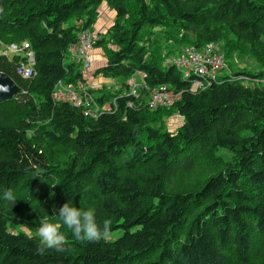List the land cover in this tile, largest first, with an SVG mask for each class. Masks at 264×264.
I'll return each mask as SVG.
<instances>
[{
  "label": "trees",
  "instance_id": "obj_1",
  "mask_svg": "<svg viewBox=\"0 0 264 264\" xmlns=\"http://www.w3.org/2000/svg\"><path fill=\"white\" fill-rule=\"evenodd\" d=\"M102 2L115 15L94 35ZM167 25L196 49L227 36L261 69L228 66L222 82L192 88L195 78L175 63L146 56L143 32ZM82 32L106 57L93 75L122 83L88 87L95 117L52 96L59 82H84L80 65L65 62ZM22 42L34 52L31 79L16 74L17 56H0V72L20 88L0 103V196L17 199H0V264H264V0H0V43ZM134 74L143 84L137 98ZM162 88L176 101L151 104L148 93ZM167 113L182 120L173 135L149 125ZM203 162L217 173L194 191L165 192ZM65 203L93 210L98 224L110 220L108 235L73 239L55 214ZM43 221L61 228L65 251L41 246Z\"/></svg>",
  "mask_w": 264,
  "mask_h": 264
},
{
  "label": "rangeland",
  "instance_id": "obj_2",
  "mask_svg": "<svg viewBox=\"0 0 264 264\" xmlns=\"http://www.w3.org/2000/svg\"><path fill=\"white\" fill-rule=\"evenodd\" d=\"M97 17L95 19L94 25L92 26V29L94 31L97 30H102L101 28L106 27L108 28L109 26L112 25L113 23V16L114 11H112V9H110L109 4H106L105 2H102L97 10ZM112 15V16H109ZM109 16V17H108ZM109 18V22L107 25H104L106 22V19ZM148 28V27H147ZM104 29V30H105ZM93 33V32H92ZM105 33V31H103L101 34L103 35ZM145 34L149 35V38L147 39V41L145 42L146 44L148 43L147 47H149L150 49L147 51L148 54L146 55L148 58L154 57V58H158L161 62H163V58L165 57V62H172V63H176L177 69L180 72L181 70V61H191L194 62L195 58H193L192 55H189V49L191 47V45L187 42V37L188 34L184 31H182L180 28L179 29H175L174 26H165L162 29H158V27H150L148 28L145 32H143ZM94 35H96L94 33ZM79 38V36H78ZM95 37L94 36H90V44H91V48H93L91 52L92 57L95 59L98 56H101V51L103 49H94V46L92 44V40H94ZM143 40V39H142ZM0 45L2 46L3 44L0 43ZM106 46H111V43L109 42ZM214 46H217L219 49L218 54L222 55L223 58L225 59V56L227 57V59L225 60L226 66L227 68L221 70L218 73V77L219 80L220 78L226 74L228 72V66H229V72L232 71H236V70H244V71H249L251 73L257 72L261 69V64L256 60V57L252 54V51L250 49H245V50H235V46H234V42L230 41L229 37H222L217 43H214ZM104 48V47H102ZM68 55V54H67ZM105 57V56H104ZM103 57V60L105 59ZM70 58L67 56L65 62L70 61ZM78 65H80V63H76ZM187 65L189 63H186ZM82 70V69H81ZM187 70L184 69V72H186ZM102 77H98L95 78V83L97 82V88L102 86V85H107V83H103L105 81H103ZM135 78V85L139 84V80L141 78V74H134L133 76L129 77V82H131L133 79ZM139 79V80H138ZM106 80V79H105ZM221 81V80H220ZM72 84H74L73 82H70ZM94 83V84H95ZM117 84H115V82L113 81L112 83H110L108 85V88L113 89V91H118V87L122 84L119 82H116ZM130 84V83H128ZM87 85H91L90 83H88ZM92 86V85H91ZM95 86V85H94ZM132 84H130V90H131V95H133V97L137 98L139 97V90L136 88L135 90L132 91ZM90 87V86H89ZM108 88H106V93H108ZM192 88H195V85L192 86ZM129 89V87H128ZM129 91V90H128ZM96 95L100 94V95H104V93L102 91H97L95 92ZM150 94V93H148ZM176 101V100H175ZM173 102L169 103L172 104ZM95 104L99 105L96 100H95ZM166 104V105H169ZM103 106H105V104H103ZM103 106H101L100 108H102ZM92 108H94L92 106ZM109 108V104L107 103V106H105V109ZM83 110V109H82ZM97 108L94 109V112H96ZM10 111V109H9ZM7 111V112H9ZM104 112H106V110H102ZM110 111V110H107ZM13 112V114L15 115V117L17 118L18 116L20 117L21 115V108L15 110V111H11ZM84 114L87 116L88 113L86 111H84ZM96 114H92V117H95ZM181 118L175 114V113H170V114H166L165 116H162L158 121L156 122H150L149 125L151 127H156L159 130H161L162 132H166L169 133L171 135H173L178 127L181 124ZM216 156L218 157V159L222 160V161H228L230 159V155L228 153H226L225 151H218ZM208 164L206 162H203L202 164L200 163L199 166H197L196 168H194L192 170V172L189 175H179L178 177H176L175 179L171 180L170 182H166L165 183V192L166 193H184V192H191L194 191L202 182V179L205 178L208 175H213L215 173H217L216 170H210L207 168ZM222 168L218 167V170L220 171ZM54 224V223H52ZM57 225V224H54ZM37 230V229H36ZM60 232L62 234L63 231H61L60 228ZM118 233H113L112 235L115 236ZM264 253V251L262 252ZM262 258H264V254L261 256Z\"/></svg>",
  "mask_w": 264,
  "mask_h": 264
},
{
  "label": "built area",
  "instance_id": "obj_3",
  "mask_svg": "<svg viewBox=\"0 0 264 264\" xmlns=\"http://www.w3.org/2000/svg\"><path fill=\"white\" fill-rule=\"evenodd\" d=\"M90 36L89 33L82 32L79 34V38L75 44L68 48V57L74 63H80L82 70L88 71L91 69L93 62L95 61L92 57L90 50ZM92 40V44H93ZM219 49L217 46H214V43L206 44L200 49L194 48L191 46L189 49V55H192L195 58L194 62L191 61H181V75L184 78L192 77L193 85L196 88L206 87L212 83L222 82L219 80L218 73L227 68L225 59L222 55L218 54ZM0 56L12 57L17 56L19 63L16 67V74L26 80L31 79L35 75V60L34 52L30 48L29 43H11L9 45H3L0 49ZM186 63H189L188 65ZM176 68L178 67L175 63ZM179 68V67H178ZM184 69L187 71L184 72ZM240 79L246 80V77H239ZM132 84V91L136 88L139 90L143 88V84L140 83L135 85L134 81L130 82ZM136 87V88H135ZM162 92L155 93L150 92L151 104L155 103L160 105H166L173 102L174 96L164 92V89H161ZM53 98L56 101H69L71 105L82 106L84 110L89 114H96L94 112L95 108H92V98L88 93V86L82 82L77 81L76 84L72 83H58L57 88L52 94ZM110 110V108L105 109V106L99 109ZM97 111V110H96ZM92 116V115H91Z\"/></svg>",
  "mask_w": 264,
  "mask_h": 264
},
{
  "label": "clouds",
  "instance_id": "obj_4",
  "mask_svg": "<svg viewBox=\"0 0 264 264\" xmlns=\"http://www.w3.org/2000/svg\"><path fill=\"white\" fill-rule=\"evenodd\" d=\"M0 199L7 200L10 205L17 200L11 191H4ZM55 214L59 217L60 222L71 231L75 240L99 241L102 237L107 236L110 231L111 221L105 220L102 224H98L94 211L91 209L80 210L65 203L55 210ZM58 228V225L48 221H43L40 224L35 235L42 247L55 249L57 252L65 251L66 237Z\"/></svg>",
  "mask_w": 264,
  "mask_h": 264
},
{
  "label": "crops",
  "instance_id": "obj_5",
  "mask_svg": "<svg viewBox=\"0 0 264 264\" xmlns=\"http://www.w3.org/2000/svg\"><path fill=\"white\" fill-rule=\"evenodd\" d=\"M109 16H112V15H109ZM108 16V17H109ZM113 18H114V16H113ZM108 22H109V18L108 19H106V22H105V24L104 25H107L108 24ZM102 30H97V31H94L93 29L91 30L92 32H93V34L95 33V34H98V33H102L103 31H105L106 29H107V27H106V29H105V27H103V28H101ZM105 29V30H104ZM94 49L96 50V49H101V48H95L94 47ZM101 56H98V57H96L94 60V62H93V64H92V67H91V69L90 70H88V71H84V70H81L82 68H80V72H81V76H82V78H83V80H84V83L87 85L88 83H90L91 85H87L89 88H97V82L95 83V78H98V77H100V76H94L93 74V72H94V70L95 69H97V68H100V67H102V66H104L105 65V61H106V57H104L105 55H104V52H103V50L101 51ZM103 57L105 58L104 60H103ZM74 63V62H73ZM103 78V77H102ZM101 78V79H102ZM103 81H105V82H103V83H107V85H109L110 83H112L113 81L112 80H109V79H102ZM139 80V79H138ZM133 81L135 82V78L133 79ZM61 83V82H60ZM95 83V84H94ZM128 83H130L129 81H128ZM140 83H142L141 82V80H139V84ZM95 85V86H94Z\"/></svg>",
  "mask_w": 264,
  "mask_h": 264
},
{
  "label": "water",
  "instance_id": "obj_6",
  "mask_svg": "<svg viewBox=\"0 0 264 264\" xmlns=\"http://www.w3.org/2000/svg\"><path fill=\"white\" fill-rule=\"evenodd\" d=\"M20 92V88L16 82L6 75L0 72V103L11 100Z\"/></svg>",
  "mask_w": 264,
  "mask_h": 264
}]
</instances>
